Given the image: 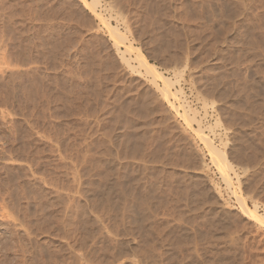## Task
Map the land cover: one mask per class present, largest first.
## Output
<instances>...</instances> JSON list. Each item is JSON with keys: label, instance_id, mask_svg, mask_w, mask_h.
Returning <instances> with one entry per match:
<instances>
[{"label": "rangeland", "instance_id": "rangeland-1", "mask_svg": "<svg viewBox=\"0 0 264 264\" xmlns=\"http://www.w3.org/2000/svg\"><path fill=\"white\" fill-rule=\"evenodd\" d=\"M239 196L264 218V0H0V264H264Z\"/></svg>", "mask_w": 264, "mask_h": 264}, {"label": "bare ground", "instance_id": "bare-ground-1", "mask_svg": "<svg viewBox=\"0 0 264 264\" xmlns=\"http://www.w3.org/2000/svg\"><path fill=\"white\" fill-rule=\"evenodd\" d=\"M86 6H88V5L86 4ZM103 21H104V19H103ZM111 28L113 30H117V27L114 26V25H111ZM131 48H132V45L131 44L130 45H126V49L123 50V52L129 51ZM138 57H139L138 58L139 59V66L142 67L143 70H145L147 73H153V76H155V77L156 76H160V71L156 68V65L154 63L150 62L145 57V55L142 52H139V56ZM168 82L169 81L164 80V87H163V89L166 91V93H168L169 90H170L169 85H168ZM177 92H178V90L172 91L171 92V95H175L176 96L177 95ZM199 135H200V137L202 139H206V138L208 139V135L206 133H203V130L201 128H200V131H199ZM207 139L205 140V142L207 141ZM207 142H209V141H207ZM209 148H211L212 152L214 153V159H215L214 161H216L218 163L220 161L221 162L224 161L225 162V165H228L229 162H228V159H227L225 153H220V152H217L216 150L214 151L215 148L212 146V144H211V146ZM224 162H223V164H224ZM217 166H218V164H217ZM227 168H229V167L227 166ZM222 169L224 170V167ZM223 173H224V175L226 174L225 171ZM226 175H225L226 179L227 180L228 179L230 180V178H227ZM238 200L240 201V205L243 208V212H244L245 215L247 214L250 217H252V218H254V219L258 220V221H263L264 222V218L258 212V206L257 205H254V207H251V206L247 205L246 202H245V200L243 198L241 199L240 196L238 197Z\"/></svg>", "mask_w": 264, "mask_h": 264}]
</instances>
